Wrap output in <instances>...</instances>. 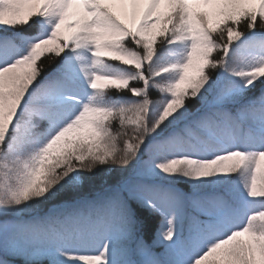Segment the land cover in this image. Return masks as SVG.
I'll return each mask as SVG.
<instances>
[{"label": "snow or ice", "instance_id": "obj_1", "mask_svg": "<svg viewBox=\"0 0 264 264\" xmlns=\"http://www.w3.org/2000/svg\"><path fill=\"white\" fill-rule=\"evenodd\" d=\"M0 264H264V0H0Z\"/></svg>", "mask_w": 264, "mask_h": 264}]
</instances>
